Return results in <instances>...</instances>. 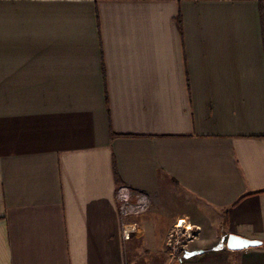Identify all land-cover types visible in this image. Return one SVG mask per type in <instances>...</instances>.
I'll list each match as a JSON object with an SVG mask.
<instances>
[{
    "label": "crops",
    "instance_id": "crops-1",
    "mask_svg": "<svg viewBox=\"0 0 264 264\" xmlns=\"http://www.w3.org/2000/svg\"><path fill=\"white\" fill-rule=\"evenodd\" d=\"M231 234L264 243V0H0V264H264Z\"/></svg>",
    "mask_w": 264,
    "mask_h": 264
},
{
    "label": "built area",
    "instance_id": "built-area-1",
    "mask_svg": "<svg viewBox=\"0 0 264 264\" xmlns=\"http://www.w3.org/2000/svg\"><path fill=\"white\" fill-rule=\"evenodd\" d=\"M115 201L122 218L142 214L148 210L151 204L150 197L147 194L132 191L123 186L117 188ZM191 231L192 228L190 226L185 227L183 221L176 224L174 233L166 244L171 256H176L184 242L192 238Z\"/></svg>",
    "mask_w": 264,
    "mask_h": 264
},
{
    "label": "water",
    "instance_id": "water-1",
    "mask_svg": "<svg viewBox=\"0 0 264 264\" xmlns=\"http://www.w3.org/2000/svg\"><path fill=\"white\" fill-rule=\"evenodd\" d=\"M264 243L259 240H248L236 235H229L226 240V248L230 251H243L262 247Z\"/></svg>",
    "mask_w": 264,
    "mask_h": 264
},
{
    "label": "rangeland",
    "instance_id": "rangeland-1",
    "mask_svg": "<svg viewBox=\"0 0 264 264\" xmlns=\"http://www.w3.org/2000/svg\"><path fill=\"white\" fill-rule=\"evenodd\" d=\"M192 230H193V231H191V233H192V237H193V234H194L195 231H194V229H192ZM183 232H184V231H183ZM184 238L186 239V237H184ZM186 243H187V242L185 241L184 244L182 245V247L180 248V250H181L184 246H186Z\"/></svg>",
    "mask_w": 264,
    "mask_h": 264
},
{
    "label": "trees",
    "instance_id": "trees-1",
    "mask_svg": "<svg viewBox=\"0 0 264 264\" xmlns=\"http://www.w3.org/2000/svg\"><path fill=\"white\" fill-rule=\"evenodd\" d=\"M261 20H262V14H261Z\"/></svg>",
    "mask_w": 264,
    "mask_h": 264
}]
</instances>
